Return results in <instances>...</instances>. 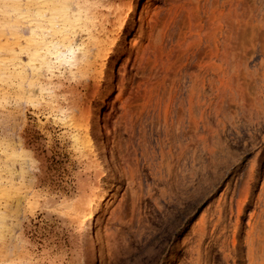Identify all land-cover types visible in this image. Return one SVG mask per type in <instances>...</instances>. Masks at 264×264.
<instances>
[{
	"label": "rangeland",
	"instance_id": "rangeland-1",
	"mask_svg": "<svg viewBox=\"0 0 264 264\" xmlns=\"http://www.w3.org/2000/svg\"><path fill=\"white\" fill-rule=\"evenodd\" d=\"M177 1L175 19L166 13L150 19L145 56L129 66L121 99L112 98L107 109L113 119L103 131L120 165L117 194L96 227L100 264H168L173 257L172 264H264V0ZM66 73L56 81L62 105L79 101L88 108L99 80ZM19 97L0 113V175L16 187L9 220L15 256L0 239V264H89L85 236L63 206L78 201L83 186L98 184L99 193L111 187L110 173L98 178L59 118ZM142 118L146 129L139 127ZM119 135L126 148L116 143ZM145 138L150 152L158 151L162 177L142 156ZM171 185L182 187L186 197L176 191L183 207L167 193Z\"/></svg>",
	"mask_w": 264,
	"mask_h": 264
},
{
	"label": "bare ground",
	"instance_id": "bare-ground-1",
	"mask_svg": "<svg viewBox=\"0 0 264 264\" xmlns=\"http://www.w3.org/2000/svg\"><path fill=\"white\" fill-rule=\"evenodd\" d=\"M75 1L76 2L74 3L73 1L71 2L70 0H0V113H2L3 110L9 106L12 96L14 95L20 96L19 98H21L22 95H24V98L27 96V99L30 100L33 104H35L39 109L42 108V106H44L47 114L59 118L61 123L65 125L66 129H69L72 132V141H73L72 143H74L78 153L81 154V156L88 162L89 167L92 170H94L98 178L100 177L103 178L102 176H104L105 171L106 170L109 171L110 179H111L109 181H111V185H112L111 187L109 188L107 187L108 189L102 190L99 193L98 191L100 187L98 184L96 185L94 184L92 186L90 185L83 186L82 195L80 199L76 202L73 201L70 204L67 203L63 206L64 210L67 212V216L72 219L73 223L78 227L79 231L83 233L85 236L86 245L89 248V252H88L89 264H100L99 251L101 249L102 239L100 238V236H98L96 227L98 222L103 218L108 203L114 198V195L117 194L116 192L119 187L117 185L119 180L116 179L118 160L116 162L113 153L114 147L113 150L112 148H110L111 138L105 136V133L107 134L108 132L103 131L105 129H109L112 123L110 120V118H112V114L107 113V109H109L108 108L109 103L110 101H112V98H113L112 101L113 104L115 103V101L121 99V96L125 91L124 89V87L126 86L125 78L129 74V66L137 65L139 60L140 62L143 60L142 56H145L142 55L145 54V51L142 49V45L148 39L149 33L152 31L151 30L152 25L150 26V21L154 19L152 18V16L154 17L156 16L158 19L159 15L162 16L163 13H166L165 15L169 16L170 18L172 16V18L175 19L177 12L173 6L177 4L178 1L177 0H75ZM77 37H78V42H77ZM19 56H23L20 64H18L17 62ZM138 67L140 66L138 65ZM66 71H69L73 77H78V80L79 79H92L93 81L99 80L96 88L93 90L94 99L91 105L88 106V108H82V105L79 103V101L78 104L72 103L71 105H68L66 107L62 105L59 95L56 93V89L62 83L61 80H58V83L56 81L59 77H63L65 74H67ZM86 85L87 84H85V86ZM71 91L72 90H70V92ZM42 98L43 100H45V103H42L43 102V100H41ZM170 100L174 101L172 99ZM183 100L179 101V104L185 107V104L188 102V100L186 103ZM188 103L186 105H188ZM160 105L161 104H159L158 106V104H156V107L158 106V108L159 107L161 108ZM142 119L141 121H139L140 123L139 127L145 128V123H147L146 121L147 118L146 119L142 118ZM149 119L152 120V117L148 118V121ZM152 123L153 122H151V125ZM141 128L137 129L139 130L138 132L142 131ZM145 129H143V132ZM137 130H135V132ZM146 132L147 130H145L144 134L142 132L141 134L145 135ZM113 134H115V132ZM119 136L121 137V135ZM174 139L171 138L168 140H172V143L175 142L176 144V140L178 138L176 140ZM123 140L126 143V140L125 139ZM130 140L131 139H129V141ZM114 141L112 142L113 146H114L113 144ZM121 141H122V137L121 139L119 138L118 142H116L120 147H122L121 144H123L124 146V141H122L123 143ZM163 141L166 142L165 140ZM149 142H151L152 145L151 148L153 149L152 141H147L146 138L143 139L142 142L140 141L139 147L141 149L142 156L145 160L149 162L147 164H149L150 169L152 168V171L153 172L155 171L157 176L158 174H161L159 176L162 177L163 171L161 168V163H157L158 159L157 156L155 155L158 153V151L157 153H155L156 151L154 152L152 150L153 152L151 153L150 152L151 150H149L150 149ZM179 142L181 143V140ZM167 145L170 144L167 143ZM181 145L183 146V142ZM175 146H177V144ZM136 147L139 148L138 146ZM168 147L170 148V146ZM169 148L166 149V155L169 154V152L167 153V151H169L168 150ZM136 149L134 147V150ZM6 150L7 149L5 148V152ZM120 150L123 151L122 148ZM188 151H190L189 148ZM135 154L137 153L134 152L133 155L135 156ZM122 155L123 154L119 153L120 157ZM123 156L122 158L124 161L125 156L124 157ZM134 156H132V158ZM184 157L185 156H183V158ZM132 158L130 157V162L132 161L131 160ZM158 158L161 159V157ZM170 158L172 161L173 158L172 157ZM183 158L182 159L179 158L181 159L180 163L181 161H183ZM134 159L135 158H133L132 161V164L135 165L133 166V169L138 165L135 164L136 160ZM127 160L128 159H126V161ZM168 162H170V159ZM123 164L125 165V163ZM179 164L178 166L180 167ZM118 165H120V163ZM172 165L175 166L174 164ZM170 168L172 170V167ZM178 168L175 169L178 170ZM191 169L188 170H190L191 172ZM142 173L144 172L142 171ZM171 173L169 174L171 175ZM165 174L167 175V173ZM176 174H178V172H176ZM180 174L178 180L180 176H181L180 179H183L182 176L185 175V174L184 175L182 174L180 175ZM140 177L141 176H139V178ZM140 180L142 179L140 178ZM145 180L146 179H144L143 181L145 182ZM166 180L171 181V178H168ZM161 181L159 180L160 183ZM183 181L185 180L183 179ZM186 181L189 183L188 180ZM174 182L176 183V181ZM191 182L192 181L190 180V183ZM171 183L173 182H170V184ZM179 184L177 183L176 185L178 186ZM180 185L182 186L183 184L181 183ZM147 186H149V184ZM156 187L158 188V186ZM15 188L16 187L13 184V182L4 181L2 175H0V239L1 241L8 243L7 248L8 251L10 252V257L15 256V253L13 252L12 249V244L14 240L13 233L15 229L14 226L9 221L10 218L14 216V214H11V211L12 210L14 211V208L12 209L11 206L13 205L14 199L16 198ZM181 188H178L180 190L178 189L176 190L180 192ZM167 189H169L167 193L169 191H171L172 193L171 196L172 200L174 198L175 202L177 201L176 203L180 205L181 201L179 198L181 197L184 198L183 196L185 195L183 194L182 196V193L180 192L181 197L178 198L179 196L178 194L180 193H177V191L174 190V187H172V185L169 186V188L167 187ZM188 194L189 192L187 193V196ZM18 197L17 199H20V195ZM190 197L185 198L186 204L187 201L189 202L192 201L189 199ZM165 199L167 200V198ZM185 199H183L184 202ZM168 201L170 200L168 199ZM186 208L187 207L185 206L184 209ZM20 209L21 208L19 209L16 208L15 213H18L19 211L21 213ZM167 217L168 216H166V218ZM179 225L181 224L179 223ZM174 228L171 227V229ZM3 246L4 245L0 243V248H2ZM174 259L175 257H173L168 264H172ZM21 262L22 261H18V263L16 264H22Z\"/></svg>",
	"mask_w": 264,
	"mask_h": 264
}]
</instances>
